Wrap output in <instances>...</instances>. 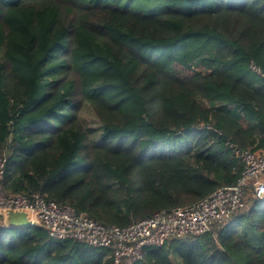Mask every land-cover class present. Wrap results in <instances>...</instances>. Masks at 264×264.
I'll return each mask as SVG.
<instances>
[{"label":"trees","instance_id":"obj_1","mask_svg":"<svg viewBox=\"0 0 264 264\" xmlns=\"http://www.w3.org/2000/svg\"><path fill=\"white\" fill-rule=\"evenodd\" d=\"M230 145L264 152V0H0L7 193L124 228L233 185L242 166ZM230 222L138 264H264V200ZM108 254L0 219V264H111Z\"/></svg>","mask_w":264,"mask_h":264},{"label":"built area","instance_id":"obj_2","mask_svg":"<svg viewBox=\"0 0 264 264\" xmlns=\"http://www.w3.org/2000/svg\"><path fill=\"white\" fill-rule=\"evenodd\" d=\"M230 147L242 166L233 185L215 189L194 205L156 212L124 228L105 227L68 205L38 194L7 193L3 183L5 159L0 158V219L5 221L10 213H23L51 240L82 242L108 250L111 264H138L145 250L161 248L171 240L208 234L245 210L249 198L264 200V152L257 155L248 149Z\"/></svg>","mask_w":264,"mask_h":264},{"label":"rangeland","instance_id":"obj_3","mask_svg":"<svg viewBox=\"0 0 264 264\" xmlns=\"http://www.w3.org/2000/svg\"><path fill=\"white\" fill-rule=\"evenodd\" d=\"M230 109H232V107H230ZM80 121H81L82 125L85 128L91 129L93 131L92 138L94 140L99 138V136L102 133V126H101V124L99 123L98 119L96 118V116L94 115V113L91 111V109L89 107L86 106L81 111V113H80ZM228 227L229 226L223 225V230L228 229ZM213 238H215L214 235H213ZM173 258L177 259V257L176 256L174 257V255H173Z\"/></svg>","mask_w":264,"mask_h":264},{"label":"water","instance_id":"obj_4","mask_svg":"<svg viewBox=\"0 0 264 264\" xmlns=\"http://www.w3.org/2000/svg\"><path fill=\"white\" fill-rule=\"evenodd\" d=\"M7 225L13 227V228H22V229H28L32 227H36L35 224L30 223L25 214L23 213H10L7 216Z\"/></svg>","mask_w":264,"mask_h":264},{"label":"crops","instance_id":"obj_5","mask_svg":"<svg viewBox=\"0 0 264 264\" xmlns=\"http://www.w3.org/2000/svg\"><path fill=\"white\" fill-rule=\"evenodd\" d=\"M7 220V219H6ZM3 221V223L8 227V228H13V227H11V226H9V225H7V221ZM38 227H40V226H38Z\"/></svg>","mask_w":264,"mask_h":264}]
</instances>
